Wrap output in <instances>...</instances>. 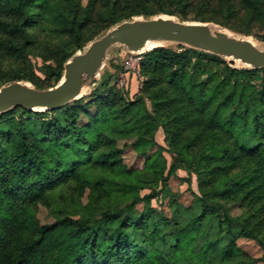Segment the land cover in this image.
I'll return each instance as SVG.
<instances>
[{"label": "trees", "instance_id": "1", "mask_svg": "<svg viewBox=\"0 0 264 264\" xmlns=\"http://www.w3.org/2000/svg\"><path fill=\"white\" fill-rule=\"evenodd\" d=\"M159 14L264 40V0H0V87H54L65 63L94 38L123 20ZM180 47L145 51V85L133 101L105 95V75L91 97L93 116L83 97L44 113L15 107L0 114V264L254 262L236 239L264 248V68L232 67L221 56ZM30 57L43 60L45 78ZM38 114L55 115L31 118ZM82 115L90 119L84 125ZM161 125L175 156L167 172L160 152L149 154ZM123 138L136 139L132 147L146 157L151 180L123 163ZM178 168L198 173L201 195L164 216L152 200L169 192ZM146 188L152 192L142 194ZM86 189L90 201L82 206ZM41 205L54 222L41 223ZM234 205L242 209L237 217ZM212 219L215 237L194 248Z\"/></svg>", "mask_w": 264, "mask_h": 264}, {"label": "water", "instance_id": "2", "mask_svg": "<svg viewBox=\"0 0 264 264\" xmlns=\"http://www.w3.org/2000/svg\"><path fill=\"white\" fill-rule=\"evenodd\" d=\"M121 45L132 53L144 47L167 44L185 45L225 58L232 67L264 68V46L248 35H241L214 22L182 20L159 14L123 20L77 52L64 65L62 80L54 87L37 88L27 81H14L0 87V114L15 107L29 111L55 110L81 98L89 80L104 66L109 50ZM153 49V48H152ZM238 62L245 64L238 66Z\"/></svg>", "mask_w": 264, "mask_h": 264}, {"label": "rangeland", "instance_id": "3", "mask_svg": "<svg viewBox=\"0 0 264 264\" xmlns=\"http://www.w3.org/2000/svg\"><path fill=\"white\" fill-rule=\"evenodd\" d=\"M82 1L83 4H87L88 0ZM250 36L264 45L263 39H259L255 35ZM165 46L172 47L173 49L177 50L183 49L178 44H167ZM146 52L132 53L118 44L111 47L104 66L100 69V72L96 77L87 82V92L82 96L84 99L83 104L91 107L88 108L89 116H93L97 111V107H95V105L91 102V97L93 95L94 89L101 84L105 75H109V84L104 92L105 95H108L109 93H117V95L133 101L142 93L143 87L145 85V78L142 75L141 64L144 60ZM30 60L34 67V72L37 75L45 78V63L43 60L36 57H30ZM207 77V74H202L199 78L200 81H207ZM261 79L262 77L260 74L257 76V80L261 81ZM147 103L151 108L152 104L150 101ZM36 111L39 113H44L46 109H38ZM20 114L21 110H17L13 115L19 116ZM47 115L51 117L55 114H38L37 116L33 115L31 118L42 120L46 119V117L43 116ZM88 121H90L88 116L82 115L80 124L84 125L88 123ZM155 139L157 145H155L154 149H152L149 154L160 152L162 162L164 161L167 163V172L169 167L175 163V156L173 153L168 151V137L166 128L164 126H159L155 133ZM135 141V138H123L117 142L118 147L122 150L123 163L128 168H137L139 170V178L143 180H151L153 178L152 172L147 167L146 157L138 154L137 151L132 147V144H134ZM199 180L198 173L192 172V174H190L185 168H178L176 174L171 175L169 179L168 186L166 188L169 189V192L164 194L162 193L153 198L152 206L157 211L162 212L164 216L173 215L176 205L191 207L196 199V196L201 195ZM72 190L73 187L70 186L69 189H67L69 193L73 192ZM151 192L152 190L149 188L142 190V194ZM89 193L90 190L86 189V191H84L83 195L80 197L79 201L82 206L89 203ZM174 198L175 204L173 202ZM136 207L139 212H142L145 208V203H139L136 205ZM229 211L234 217L242 214V209L238 205L232 206ZM37 217L43 224H48L55 221L54 214L43 205L39 206L37 210ZM216 223V220L212 219L205 225L203 231L198 236V239L193 244L194 248L199 249L206 241L215 237ZM236 244L238 248H240L242 251H245L249 256L255 259L251 264H264V248L255 239L239 236L236 239Z\"/></svg>", "mask_w": 264, "mask_h": 264}, {"label": "bare ground", "instance_id": "4", "mask_svg": "<svg viewBox=\"0 0 264 264\" xmlns=\"http://www.w3.org/2000/svg\"><path fill=\"white\" fill-rule=\"evenodd\" d=\"M251 37V36H250ZM251 38H253V37H251ZM254 39V38H253ZM255 41H256V43H258L259 45H261V46H264L263 44H261V43H259L256 39H254ZM152 48H154V46H152V45H150V46H148V47H144V49L143 50H141V52H145V51H149V50H151ZM140 52V53H141ZM238 66H244L245 64H242V63H240V62H238V64H237ZM87 92V89L85 88L84 89V93H86Z\"/></svg>", "mask_w": 264, "mask_h": 264}]
</instances>
